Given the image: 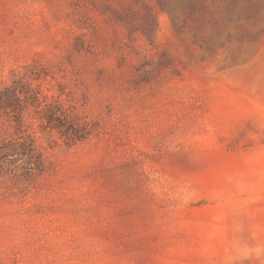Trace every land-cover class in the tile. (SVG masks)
Listing matches in <instances>:
<instances>
[{
	"label": "rangeland",
	"instance_id": "1",
	"mask_svg": "<svg viewBox=\"0 0 264 264\" xmlns=\"http://www.w3.org/2000/svg\"><path fill=\"white\" fill-rule=\"evenodd\" d=\"M7 87L0 264H264V0H0Z\"/></svg>",
	"mask_w": 264,
	"mask_h": 264
},
{
	"label": "trees",
	"instance_id": "2",
	"mask_svg": "<svg viewBox=\"0 0 264 264\" xmlns=\"http://www.w3.org/2000/svg\"><path fill=\"white\" fill-rule=\"evenodd\" d=\"M17 94L18 91L14 88L7 87L1 90L0 105L5 110H13L12 100ZM10 159L13 162H10ZM39 161L34 146L28 138L0 142V173H4L7 167L18 169L24 174L39 171Z\"/></svg>",
	"mask_w": 264,
	"mask_h": 264
}]
</instances>
